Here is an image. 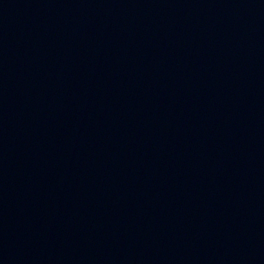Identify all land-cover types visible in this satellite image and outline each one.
Returning a JSON list of instances; mask_svg holds the SVG:
<instances>
[{
    "label": "water",
    "instance_id": "1",
    "mask_svg": "<svg viewBox=\"0 0 264 264\" xmlns=\"http://www.w3.org/2000/svg\"><path fill=\"white\" fill-rule=\"evenodd\" d=\"M0 264H264V0H0Z\"/></svg>",
    "mask_w": 264,
    "mask_h": 264
}]
</instances>
